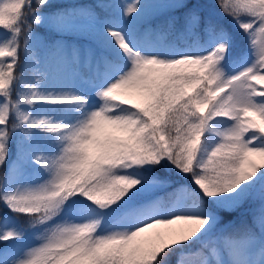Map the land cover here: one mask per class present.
<instances>
[{
	"label": "snow or ice",
	"instance_id": "obj_1",
	"mask_svg": "<svg viewBox=\"0 0 264 264\" xmlns=\"http://www.w3.org/2000/svg\"><path fill=\"white\" fill-rule=\"evenodd\" d=\"M0 264H264V0H0Z\"/></svg>",
	"mask_w": 264,
	"mask_h": 264
},
{
	"label": "trees",
	"instance_id": "obj_2",
	"mask_svg": "<svg viewBox=\"0 0 264 264\" xmlns=\"http://www.w3.org/2000/svg\"><path fill=\"white\" fill-rule=\"evenodd\" d=\"M92 0H53V3H57V4H72V3H91ZM227 19V18H226ZM37 32H40L42 35H45L44 30L37 28L36 29ZM169 39H174V37H169ZM80 43H83V41H79ZM21 59L23 60V56L21 57ZM13 151L15 150V141L13 142ZM26 217H22L21 218V223H25L26 222ZM199 247V245H194L193 248H197ZM191 259H195V257H191Z\"/></svg>",
	"mask_w": 264,
	"mask_h": 264
},
{
	"label": "rangeland",
	"instance_id": "obj_3",
	"mask_svg": "<svg viewBox=\"0 0 264 264\" xmlns=\"http://www.w3.org/2000/svg\"><path fill=\"white\" fill-rule=\"evenodd\" d=\"M26 243H34L33 240L26 241Z\"/></svg>",
	"mask_w": 264,
	"mask_h": 264
}]
</instances>
